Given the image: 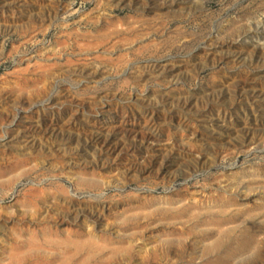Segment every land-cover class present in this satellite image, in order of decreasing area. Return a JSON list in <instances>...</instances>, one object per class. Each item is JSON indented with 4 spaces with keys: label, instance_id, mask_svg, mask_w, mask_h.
<instances>
[{
    "label": "rangeland",
    "instance_id": "rangeland-1",
    "mask_svg": "<svg viewBox=\"0 0 264 264\" xmlns=\"http://www.w3.org/2000/svg\"><path fill=\"white\" fill-rule=\"evenodd\" d=\"M239 1L0 0V264H264V0Z\"/></svg>",
    "mask_w": 264,
    "mask_h": 264
},
{
    "label": "water",
    "instance_id": "water-1",
    "mask_svg": "<svg viewBox=\"0 0 264 264\" xmlns=\"http://www.w3.org/2000/svg\"><path fill=\"white\" fill-rule=\"evenodd\" d=\"M242 2H243V0H242V1H239L238 3L233 4V5L228 9V11H227L226 13L231 12L234 8H236V7H237L238 5H240ZM216 22H217V21L214 22L213 31H212V34H211L210 36H212V35L214 34L215 30H216ZM210 36H209V37H210ZM209 37H208V38H209ZM206 41H207V40H206ZM206 41H204V42H202L200 45H198V46L195 48V50L192 51V53L195 52V51H197V50H199V49H201L202 46L206 44ZM129 68H130V66H129V67L123 72V74H125V73L128 71ZM107 79H109V77L105 78V80H107ZM54 90H55V89H54Z\"/></svg>",
    "mask_w": 264,
    "mask_h": 264
},
{
    "label": "bare ground",
    "instance_id": "bare-ground-1",
    "mask_svg": "<svg viewBox=\"0 0 264 264\" xmlns=\"http://www.w3.org/2000/svg\"><path fill=\"white\" fill-rule=\"evenodd\" d=\"M65 82L70 83V84H73V86L79 85V82L78 83H73V81H70L68 79H65ZM55 86H58V84H56ZM55 86L53 87V90L55 89Z\"/></svg>",
    "mask_w": 264,
    "mask_h": 264
}]
</instances>
